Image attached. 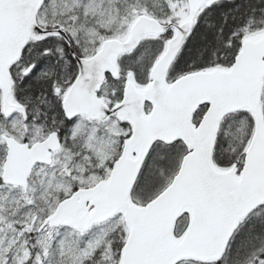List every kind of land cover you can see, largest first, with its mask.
I'll use <instances>...</instances> for the list:
<instances>
[{
  "label": "snow or ice",
  "instance_id": "obj_1",
  "mask_svg": "<svg viewBox=\"0 0 264 264\" xmlns=\"http://www.w3.org/2000/svg\"><path fill=\"white\" fill-rule=\"evenodd\" d=\"M0 264H264V0H0Z\"/></svg>",
  "mask_w": 264,
  "mask_h": 264
}]
</instances>
